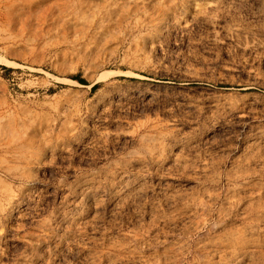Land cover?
<instances>
[{"label": "rangeland", "instance_id": "rangeland-1", "mask_svg": "<svg viewBox=\"0 0 264 264\" xmlns=\"http://www.w3.org/2000/svg\"><path fill=\"white\" fill-rule=\"evenodd\" d=\"M0 264H264V0H0Z\"/></svg>", "mask_w": 264, "mask_h": 264}, {"label": "trees", "instance_id": "trees-1", "mask_svg": "<svg viewBox=\"0 0 264 264\" xmlns=\"http://www.w3.org/2000/svg\"><path fill=\"white\" fill-rule=\"evenodd\" d=\"M75 80H77L82 85H88V83L85 80H83V79H75ZM97 86L98 85L93 86L92 89L95 90L97 88Z\"/></svg>", "mask_w": 264, "mask_h": 264}]
</instances>
